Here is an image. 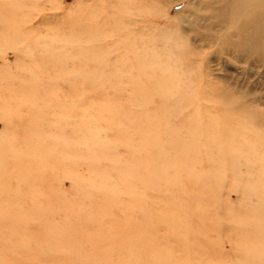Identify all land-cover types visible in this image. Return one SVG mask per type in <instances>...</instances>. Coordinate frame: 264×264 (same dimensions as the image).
I'll list each match as a JSON object with an SVG mask.
<instances>
[{"label":"rangeland","instance_id":"obj_1","mask_svg":"<svg viewBox=\"0 0 264 264\" xmlns=\"http://www.w3.org/2000/svg\"><path fill=\"white\" fill-rule=\"evenodd\" d=\"M0 264H264V0H0Z\"/></svg>","mask_w":264,"mask_h":264}]
</instances>
